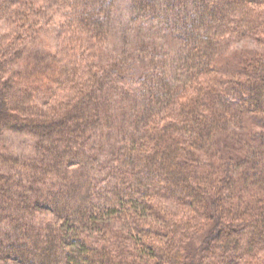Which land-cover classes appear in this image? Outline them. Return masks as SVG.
<instances>
[{"label":"trees","instance_id":"obj_1","mask_svg":"<svg viewBox=\"0 0 264 264\" xmlns=\"http://www.w3.org/2000/svg\"><path fill=\"white\" fill-rule=\"evenodd\" d=\"M121 8L0 0V264H264V0Z\"/></svg>","mask_w":264,"mask_h":264},{"label":"rangeland","instance_id":"obj_2","mask_svg":"<svg viewBox=\"0 0 264 264\" xmlns=\"http://www.w3.org/2000/svg\"><path fill=\"white\" fill-rule=\"evenodd\" d=\"M127 0H121V4H122V8L123 11H125V4H126ZM54 34H50L47 37H49L50 39H52V41L54 42ZM47 40V38L45 39ZM249 45L252 46V42L249 41H245L244 42H239L238 44L232 46L233 48H237V47H242L244 45ZM50 48L53 50L54 45L50 46ZM1 144L3 146V150L4 148L7 149L8 151L16 154V155H20V154H31L34 150V144H35V140L33 137L25 135V134H18V133H10V132H4L1 136ZM1 149V148H0ZM52 216L49 215V219Z\"/></svg>","mask_w":264,"mask_h":264}]
</instances>
